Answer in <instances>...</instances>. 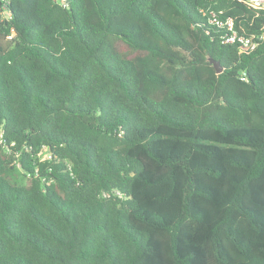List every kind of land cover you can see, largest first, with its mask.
Returning <instances> with one entry per match:
<instances>
[{
    "label": "trees",
    "instance_id": "16d2710c",
    "mask_svg": "<svg viewBox=\"0 0 264 264\" xmlns=\"http://www.w3.org/2000/svg\"><path fill=\"white\" fill-rule=\"evenodd\" d=\"M212 11L264 34L245 0H0V264H264V40Z\"/></svg>",
    "mask_w": 264,
    "mask_h": 264
},
{
    "label": "built area",
    "instance_id": "2783aa9c",
    "mask_svg": "<svg viewBox=\"0 0 264 264\" xmlns=\"http://www.w3.org/2000/svg\"><path fill=\"white\" fill-rule=\"evenodd\" d=\"M251 7L257 10H264V0H245ZM65 5L67 0H61ZM203 13L206 11L203 10ZM209 20L211 23L217 25L220 28H224L227 32L224 36L223 43L235 44L238 43L242 45L248 51L254 50L258 46L259 40H264V34L262 35H252L248 36L245 34H240L236 30L235 19L233 17L221 18L216 12H210ZM2 134H0V141L2 140ZM41 159L51 160L53 154L47 145H43L38 153ZM119 196H122L121 192H116Z\"/></svg>",
    "mask_w": 264,
    "mask_h": 264
},
{
    "label": "water",
    "instance_id": "95a60500",
    "mask_svg": "<svg viewBox=\"0 0 264 264\" xmlns=\"http://www.w3.org/2000/svg\"><path fill=\"white\" fill-rule=\"evenodd\" d=\"M211 62H213L214 63V65H215V67H216V69H217V71H218V73H221L223 70H224V68L220 65V63L219 62H217V61H214V60H211Z\"/></svg>",
    "mask_w": 264,
    "mask_h": 264
},
{
    "label": "rangeland",
    "instance_id": "374dc122",
    "mask_svg": "<svg viewBox=\"0 0 264 264\" xmlns=\"http://www.w3.org/2000/svg\"><path fill=\"white\" fill-rule=\"evenodd\" d=\"M24 178V177H23Z\"/></svg>",
    "mask_w": 264,
    "mask_h": 264
}]
</instances>
